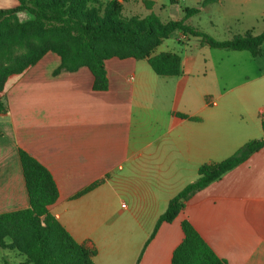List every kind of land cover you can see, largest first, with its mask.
<instances>
[{"label": "crops", "instance_id": "crops-1", "mask_svg": "<svg viewBox=\"0 0 264 264\" xmlns=\"http://www.w3.org/2000/svg\"><path fill=\"white\" fill-rule=\"evenodd\" d=\"M148 1L154 12L180 8L179 20L185 9H199L187 24L200 30L196 17L216 9L221 23L213 17L209 23L213 30L233 31L229 38L260 34L256 29L264 25V0H211L205 7L209 0ZM18 6L17 0H0V10ZM225 57L248 66L228 88H220L214 65L193 73V59L190 70L182 59L181 77L163 78L147 61L113 58L106 62L109 90L96 92L88 68L55 75L61 59L48 53L7 85L8 112L0 115V215L30 207L23 150L53 175L59 199L50 211L77 242L95 245L96 264H171L184 238L183 220L227 264H264V148L197 193L176 222L162 225L148 242L170 201L198 179L202 165L263 139L264 46L259 58L249 52ZM174 113L189 119L177 121ZM119 239H131L128 249L119 251Z\"/></svg>", "mask_w": 264, "mask_h": 264}, {"label": "trees", "instance_id": "trees-1", "mask_svg": "<svg viewBox=\"0 0 264 264\" xmlns=\"http://www.w3.org/2000/svg\"><path fill=\"white\" fill-rule=\"evenodd\" d=\"M14 9L0 10V115L8 112L5 94L9 81L37 65L48 53L61 59L55 75L88 68L94 78L93 90H109L106 62L113 58L147 61L163 78L183 75L182 57L175 52L158 53L165 41L182 33L200 40L202 46L233 52H249L254 58L263 54L264 31H249L226 40H216L206 32L187 24L198 15L197 8L185 9L181 20L163 21L155 12V3L143 0L149 11L145 17L128 16L125 4L130 0H17ZM174 1V0H172ZM211 2H203L205 7ZM177 121L187 115L174 113ZM192 120H199L193 118ZM263 139L244 145L232 157L199 168L198 179L173 200L159 219L150 242L164 224H173L197 193L223 178L264 148ZM20 160L30 207L0 215V258L4 254L25 257L24 264H96L98 250L91 241L77 242L50 208L59 199V190L51 172L35 158L20 150ZM98 181L82 191V196L101 186ZM184 238L175 249L171 264H227L206 243L189 220L181 222ZM8 264V258L2 259Z\"/></svg>", "mask_w": 264, "mask_h": 264}, {"label": "rangeland", "instance_id": "rangeland-1", "mask_svg": "<svg viewBox=\"0 0 264 264\" xmlns=\"http://www.w3.org/2000/svg\"><path fill=\"white\" fill-rule=\"evenodd\" d=\"M143 0H130L129 3L125 4V14L128 16H139L145 17L149 14V11L142 3ZM168 1V0H166ZM189 6V5H188ZM191 6V5H190ZM163 9V8H162ZM155 13L163 20L169 21L171 19L179 20L182 16V11L180 8L176 10H157ZM184 16V13H183ZM213 17L214 19L218 20L221 23V18L223 14L218 10H209L201 15V17H196L194 20L196 24H200L202 27V31L212 34L216 40H225V38H229L231 35L229 32L233 31H226V28L223 26H219L218 29L213 30V27L209 23V19ZM264 30V25L262 27H258L256 29V33H261ZM178 34L165 42L160 49H164L167 52H175L180 54L182 59L187 63L189 67L187 70H190V65L193 63L192 59L194 60V64L192 68L193 73L200 74L205 69H210L214 65L215 70L218 72L220 78V88H228L239 82L242 77L244 76L248 70V66L243 59H236V58H229L225 57V55H231L232 53L238 52H231L226 50H217L211 49L207 46H202L201 43L199 44V40L196 38H191L190 41L187 42L188 36L181 34L177 38ZM159 50V49H158ZM187 58L189 60L187 61ZM185 63V64H186ZM212 75L209 76L207 80L210 81ZM195 81L204 82V79H197ZM212 89H215L213 87ZM211 90V89H210ZM131 239H124L123 243L119 239V251H124L127 248V244H129ZM8 256V264H24L25 257L15 255V254H7ZM5 257V256H2ZM0 261H3L0 258ZM2 264V263H1Z\"/></svg>", "mask_w": 264, "mask_h": 264}]
</instances>
